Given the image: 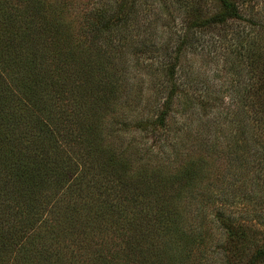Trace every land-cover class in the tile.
I'll list each match as a JSON object with an SVG mask.
<instances>
[{
  "label": "rangeland",
  "instance_id": "rangeland-1",
  "mask_svg": "<svg viewBox=\"0 0 264 264\" xmlns=\"http://www.w3.org/2000/svg\"><path fill=\"white\" fill-rule=\"evenodd\" d=\"M40 1L46 9L41 17L65 30L63 40L52 35L53 42L50 35L47 39L42 35L41 42L33 44V27L24 18L33 15L32 3L37 1L28 9L21 0H9L15 5L6 15L22 26L23 33L14 37L18 39L7 33L12 39L2 41L1 78L19 84L25 70L11 67H27L29 50L40 53L42 62L35 56L39 67L57 68L68 95L74 77L70 67L81 69L83 78L96 88V112L100 109L92 119L95 150L93 143L72 142L77 124L85 121L82 108L89 106L79 105L80 96L65 100L54 93L51 120L55 131L69 133L71 143L65 149L80 151L81 168H87L85 179L101 181L100 165L120 171L122 165L130 175L157 169L185 182L189 178L183 172L190 167V157L194 159L196 171L188 180L191 186L180 196L177 222L163 229L149 224L150 251L160 249L168 264H223L225 246L236 243L230 230L237 227L232 225L245 226L250 234L247 244L252 247L264 242V0L243 2V17L205 30L198 24L221 10L219 0ZM80 43L84 44L81 52L76 47ZM73 51L79 57L76 66L70 59ZM14 59L22 64L13 65ZM100 72L106 76L101 78ZM114 80L121 86L105 103L103 95ZM163 109L169 116L167 124L159 126L156 119ZM2 173L14 178L10 171ZM106 176L101 173V178ZM9 183L6 191L14 189ZM104 190L100 186L94 195ZM74 191L64 194L67 209H57L53 215L45 202L37 205L39 212L10 211L12 196L0 197V223L18 230L14 236L20 237L21 250L25 249L5 258L14 260L25 253L27 264H49L45 250L51 246L50 251L64 254L58 257L61 264H144L141 249L124 251L129 238L140 243L145 238L137 237L136 231L132 235L128 230L116 232L115 217L122 218L119 205L99 219L100 226H90L88 221L81 223L86 210L81 209L77 195L70 197ZM82 192L85 199L87 190ZM58 197L57 193L54 198ZM46 203L53 206V198ZM57 216L63 226L51 239L47 229L52 226L43 223L56 222ZM224 217L227 224L222 222ZM76 222L81 223L78 231L71 228ZM84 231L91 241L82 240V244L75 239ZM156 258L151 254L150 260Z\"/></svg>",
  "mask_w": 264,
  "mask_h": 264
},
{
  "label": "trees",
  "instance_id": "trees-1",
  "mask_svg": "<svg viewBox=\"0 0 264 264\" xmlns=\"http://www.w3.org/2000/svg\"><path fill=\"white\" fill-rule=\"evenodd\" d=\"M21 1L30 9L29 6L33 0ZM34 1L37 2L35 4L32 3V7L35 8L34 13H32L33 15L24 18L33 27V44L41 42L42 35L46 36V39L50 35L53 42L55 40L52 35L55 37L57 35L60 41H62L65 30L55 25L47 17H41L43 16V10L46 9L40 0ZM245 1L247 0H219L221 10L214 15L202 19L198 25L205 30L222 23L236 22L243 17L241 4ZM13 5L15 4L10 3L9 0L5 2L0 0V50L2 41L9 42L10 39L23 33L22 26L17 25L12 18L10 19L6 15L8 9L14 8ZM39 32H41V35ZM7 33H10L12 38H9ZM234 33L237 34L236 31ZM83 45L80 43L79 46H76L79 52H81ZM0 55H2L1 51ZM35 56H38V62H42L40 53L29 50L28 61L25 64L27 67H11V69L24 68L25 70L24 78L19 84L7 83L5 76L1 78L2 69H0V181L3 183L0 186V197L4 198L7 196L8 199L12 196L11 200L13 203H8L10 211H23L25 208L30 212H39L40 208L37 205L41 206L40 202H45V208L53 215L57 209H67L64 207V204H66L64 203V199L67 195L64 194L75 190L74 196L71 195L70 197L75 198V195H77V200H81L80 207L86 210L83 214L84 221L81 223L88 221L90 226L91 224L100 226L101 222L99 219L107 217L110 210H112L111 208L119 205V208L122 210V213H120L122 218L116 219L115 217L114 223L117 222L119 225H116V232L121 234L123 230H128V234L132 235L136 231V234H139L136 235L137 237L145 238L144 243L138 242L139 240L133 241L129 238L127 245L124 246V251L127 248L132 249L135 247L136 249H141L140 253L144 255L142 259L145 260L144 264H148L151 261H153V264H168L162 258L164 255L160 249L153 252L150 251V245L147 243L149 241H146L148 239L146 234L152 231V228L149 226L151 223L154 227L160 224L162 225L160 228L163 229L177 222L175 216L181 215L180 200L182 197L180 196L191 186L188 180H193L194 172L196 171L193 157L189 159L191 161L189 169L187 170L186 168L183 172V177L189 178L185 182L181 179L177 181V175L164 176L161 173H157V169H154L150 174H147L146 171L143 175L139 173L140 176L137 173L130 175L127 172L128 169L122 165L119 166L122 169L121 171L118 168L105 169L100 165L98 168V178L102 179L101 181L95 180V177L85 179L87 175L85 170L87 168H81L84 164H81L78 159L77 153L80 151L75 149L67 150V144L71 143L67 142L69 133L66 131L60 133L61 130L55 131L52 127L51 118L54 116L53 99L54 93H59L60 96L65 97V100L71 96L77 97L78 95L81 97L79 105H89L88 108H82L84 111L82 118L85 121L84 123L80 122L77 124V129L74 130L75 134L73 133L76 138L72 142L85 141L89 144L93 143L95 150L96 143L94 137H96V131L92 119L99 114L100 110L97 109L96 112L95 109L96 88L91 87L87 83L86 78H83L81 69L79 70L78 67L72 66L70 68L73 71L74 77L69 84L71 93H69L70 95L66 94L64 89L67 83L63 84L57 68L52 70L49 67H39L36 61L37 57ZM70 59L75 63V66L79 65L76 60L79 57L75 54V51L70 54ZM62 60L65 59L63 58ZM12 64L21 65L22 62L14 59ZM10 65L11 62L9 63ZM100 76L104 78L106 75L104 76L100 72ZM111 85H109V88L103 95V102L105 103L110 102L111 97H113L112 93L117 89L119 90L121 86L120 82L115 80ZM89 98L90 101H88ZM102 105L103 103L100 106ZM168 114L169 112L163 109L158 115L156 123L159 126L166 125ZM98 137L100 139V135ZM66 145L67 149H65ZM72 160L76 162L72 163ZM3 169L10 171L14 178H11L9 175H3ZM101 173L107 175L105 179L101 178ZM109 175L112 177L109 178ZM83 181H87V184L82 183ZM9 182H11V186L14 189L10 190L7 188L6 191L4 187L10 186L8 185L10 184ZM97 184L98 186H96ZM100 186L105 188V192L97 194V196L94 195V191ZM84 190H87L86 194H88L85 199L81 195ZM56 191L59 194L58 199L54 198L57 195ZM107 192H112L113 195H107ZM49 197L53 198L54 202V205L51 207L46 203V199ZM114 204L116 205L114 206ZM145 207H149V209L145 210ZM57 217L56 222L51 223L49 220L44 223L42 222L45 227L52 226L51 229H47L50 230L51 233H49L53 236L49 237L51 239L54 238L55 232H59L57 227L59 225L63 226L62 218ZM123 219L127 220L128 225H126ZM222 222L223 224H227L228 219L224 217ZM81 223L76 222L74 223L75 226L71 228L78 231L81 228L78 225ZM6 225V222L0 223V264H10V261H13L12 264H27L24 262L26 261L25 258H23L25 253H19L14 260L5 258L8 253H13L16 250L23 252L25 250H21L24 247H20V237L14 236L18 230ZM232 226L237 227L230 230L234 231L233 236L236 243L232 244L230 242V245L225 246L227 251H225V255L222 258L223 264H264V242H256L254 243L255 247H252L250 243L247 244L250 234H248L245 226ZM83 234H87L86 231L75 240L79 243L82 240H90L89 236H83ZM76 241H74V244H76ZM52 245H55V243ZM143 245H149V248ZM50 248L45 250L50 261L48 263L61 264L58 257L64 256V254L61 252V255H58L59 250L52 248L50 251ZM101 248H98V250ZM100 251H98L100 255L106 254L104 251ZM146 251L152 255L154 254V257L157 256V258L150 260L151 254L148 255ZM190 257H192V254L186 256L188 259ZM238 257H240L239 260L233 259ZM170 259L173 258L170 257Z\"/></svg>",
  "mask_w": 264,
  "mask_h": 264
}]
</instances>
